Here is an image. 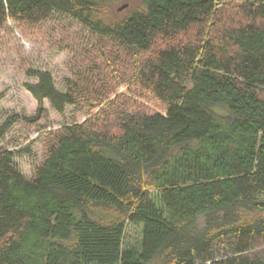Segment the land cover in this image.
<instances>
[{
  "label": "trees",
  "instance_id": "1",
  "mask_svg": "<svg viewBox=\"0 0 264 264\" xmlns=\"http://www.w3.org/2000/svg\"><path fill=\"white\" fill-rule=\"evenodd\" d=\"M56 15L86 31L72 80L28 68L0 140L44 100L87 117L29 178L0 146V264H264V0H0V30Z\"/></svg>",
  "mask_w": 264,
  "mask_h": 264
},
{
  "label": "rangeland",
  "instance_id": "2",
  "mask_svg": "<svg viewBox=\"0 0 264 264\" xmlns=\"http://www.w3.org/2000/svg\"><path fill=\"white\" fill-rule=\"evenodd\" d=\"M122 15L123 10L119 11ZM86 31L75 20L56 15L36 27H20L11 22L0 30V123L8 115L17 113L33 116L38 102L25 88V82L35 79L26 74L28 68L48 70L59 89L72 80V68L80 60L77 44L84 41ZM43 117L33 123L18 120L4 139L1 147L14 150L15 163L29 178L40 163L43 133L64 123L86 119L83 111L68 106L64 113L56 112L47 100L43 101ZM140 237L139 226L128 225L126 238L131 243Z\"/></svg>",
  "mask_w": 264,
  "mask_h": 264
},
{
  "label": "water",
  "instance_id": "3",
  "mask_svg": "<svg viewBox=\"0 0 264 264\" xmlns=\"http://www.w3.org/2000/svg\"><path fill=\"white\" fill-rule=\"evenodd\" d=\"M125 7H127V4H126V3H124V4L120 5V6H118V7H117V10H118V11H121V10H123Z\"/></svg>",
  "mask_w": 264,
  "mask_h": 264
}]
</instances>
